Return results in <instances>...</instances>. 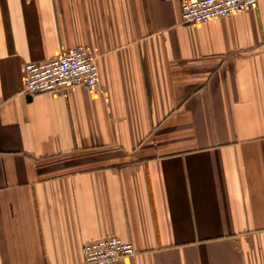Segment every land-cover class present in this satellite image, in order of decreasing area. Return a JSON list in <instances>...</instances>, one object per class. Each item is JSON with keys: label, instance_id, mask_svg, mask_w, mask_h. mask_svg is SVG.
Here are the masks:
<instances>
[{"label": "crops", "instance_id": "obj_1", "mask_svg": "<svg viewBox=\"0 0 264 264\" xmlns=\"http://www.w3.org/2000/svg\"><path fill=\"white\" fill-rule=\"evenodd\" d=\"M182 0H0V264H264V0L185 24ZM90 49L98 88L23 91Z\"/></svg>", "mask_w": 264, "mask_h": 264}, {"label": "built area", "instance_id": "obj_2", "mask_svg": "<svg viewBox=\"0 0 264 264\" xmlns=\"http://www.w3.org/2000/svg\"><path fill=\"white\" fill-rule=\"evenodd\" d=\"M258 0H182L181 17L185 24L218 19L257 6ZM23 91L30 95L54 93L66 86L98 88L101 75L90 49L73 46L45 61L24 64ZM136 254L130 241L115 235L87 241L83 246L85 264H119Z\"/></svg>", "mask_w": 264, "mask_h": 264}]
</instances>
